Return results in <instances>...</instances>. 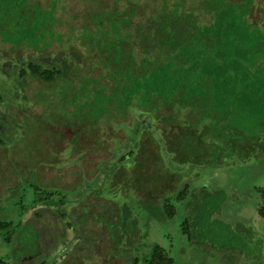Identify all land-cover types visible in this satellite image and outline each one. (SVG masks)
Masks as SVG:
<instances>
[{
	"label": "trees",
	"instance_id": "16d2710c",
	"mask_svg": "<svg viewBox=\"0 0 264 264\" xmlns=\"http://www.w3.org/2000/svg\"><path fill=\"white\" fill-rule=\"evenodd\" d=\"M18 1L0 0L1 41L33 46L54 33L41 32L54 22L43 10L51 21L29 23L15 38H3L12 25L4 16L17 11L32 16L30 10L17 9ZM159 1L128 0L126 11L114 5L109 16L104 14L115 33H107L109 41H97L89 49L99 61L100 77L73 91L80 94L78 102H102L103 114L95 120L89 112L75 115L87 121L84 128L97 127L115 113L122 118L116 129L123 130L125 138L116 140L113 154L95 165L91 179L79 171L66 184L33 181L34 200L21 210L23 217L35 209V219L0 217V242L12 245L24 223L41 220L37 226L46 234L47 225L56 220L73 230L74 238L84 236L82 227L95 229L88 236L106 264H176L165 248L148 242V219L172 221L183 205L181 232L192 241L204 212H218L225 196L221 189L208 193L204 186L198 201L187 180L192 178L183 174L193 169L200 177L264 155V29L250 18L251 0ZM28 69L42 82L62 79L64 87L73 68L44 69L30 63ZM108 77L112 92L101 80L108 84ZM63 87L59 101L74 105ZM128 117L134 121L132 127L126 124ZM171 182L175 184L168 188ZM256 190L257 211L264 218V187ZM211 197H220L213 209L208 204ZM0 264L9 263L0 258Z\"/></svg>",
	"mask_w": 264,
	"mask_h": 264
},
{
	"label": "rangeland",
	"instance_id": "374dc122",
	"mask_svg": "<svg viewBox=\"0 0 264 264\" xmlns=\"http://www.w3.org/2000/svg\"><path fill=\"white\" fill-rule=\"evenodd\" d=\"M144 1L141 0V3ZM150 2L161 3L159 0ZM251 2L253 7L250 18L254 22L259 21V26L264 29V0ZM124 3L127 5L128 0H19V5L15 3L17 9L25 12L30 10L28 13L32 16H22L18 11L10 16H4L12 25H9V30L3 32V38H15L16 32L27 27V24L34 25L45 19L47 22L51 21L50 19L54 22L49 27L42 28L41 32L52 29L54 33L47 34L42 42L36 40L37 43H33V46H29L28 43L12 46L0 40V91L6 96L3 103H7V106L10 104L13 116L18 122H25L26 125V134L22 140H19L23 130L21 126H17L20 130L5 124L0 127V139L6 144V146L0 144L1 218L13 217L14 220L21 218L23 222L33 218L32 211L22 217L19 208L20 205L28 206L34 198V193L26 182V179H29L27 173L29 168V171L33 170L38 180L48 186L54 182L66 184L78 177L76 172H79V168L56 169L52 164L57 165L70 160L71 145L67 143L73 133L69 127L77 128L81 125L79 124L81 121L75 118L76 114L89 112L88 117L91 116L94 120L97 119V114L98 116L103 114L99 112L102 102L98 98L93 105L90 102L88 104L78 102L80 94L73 91L74 89L81 91L80 86L83 87L85 81L99 79L101 73L100 67L98 68L99 61L89 49L97 41H109L107 33L114 35L115 32L109 27L104 14L109 16L114 10V5L126 11L128 7H123ZM43 10L50 13V19L47 13L44 15ZM98 14L101 19L98 18ZM19 21L26 22L17 23ZM28 62L41 64L45 68L64 69L65 66L73 68L68 79L69 84L64 86V94H72L74 104L66 106L68 121L71 124L64 122L67 121L65 120L67 115L65 111L60 113L62 106L57 97L65 81L61 79L50 85L41 84L31 78L20 81L18 78L20 71L14 69L15 65L20 67ZM108 78V84L105 83L106 80H101L106 86L105 90L112 92L114 89L110 84L112 78ZM88 88L92 89L93 86L89 85ZM92 93L93 91L90 94ZM3 111L7 113L6 110ZM133 113L136 114V111ZM9 115L8 120L12 118L11 113ZM118 120L122 121V118L113 113L110 119L107 118L104 123L99 124L95 137L99 136L106 142L100 148L94 140V134L82 135L79 139V145L89 148L88 157L82 160L89 179L92 178L98 161L109 157L110 149L113 147L111 138L124 139L121 131L115 133L117 130L114 124ZM126 122H129V119ZM13 125L16 126L14 120ZM49 138L53 139V147L64 146L61 160L51 149ZM18 140L20 142L17 145ZM12 147L17 148L10 150ZM47 149L48 153L45 154ZM19 154L22 156L24 166L19 160ZM71 162L72 160L69 164ZM109 165V163L106 165L105 170ZM189 171L192 173H184L183 176L192 178L187 180L198 201H202L203 198L199 191L201 187H207L208 193H213L217 189L223 190L224 201L218 212L213 215L204 212L202 220L195 225L193 230L195 237L192 241L181 232L183 213L186 210L184 206L179 207L180 215L168 223L161 225L150 218L147 221L148 242L152 245L156 242L170 249L176 264H264V218L257 211L260 197L256 190L258 187H264V155L252 157L244 163L212 170L200 177L193 169ZM174 184L171 182L168 188ZM219 200L220 197L218 199L211 197L208 200L209 207L216 208ZM82 229L84 236L74 238L73 230L56 220L47 225L46 234L37 223H24L17 242L12 245L0 242V258L9 264H106L105 260L97 257L98 246L94 247V241L88 236L90 230L94 233L96 230L86 226ZM41 234L44 236H40ZM111 253L115 254L113 251ZM91 254V258H88ZM113 255L108 256L112 258ZM121 263L123 264V261ZM113 264L117 262L114 261Z\"/></svg>",
	"mask_w": 264,
	"mask_h": 264
},
{
	"label": "flooded vegetation",
	"instance_id": "af4514ba",
	"mask_svg": "<svg viewBox=\"0 0 264 264\" xmlns=\"http://www.w3.org/2000/svg\"><path fill=\"white\" fill-rule=\"evenodd\" d=\"M30 63H34V62H28V63H23V65L22 66H20V67H17V65H15V68L14 69H16V70H18L19 69V71H20V74H19V80L20 81H24V79L25 80H27L28 78H31V79H36L39 83H41V84H44V85H47V84H52V83H54V82H57L58 80H56V81H54V82H52V83H46V82H42L40 79H38V78H36V77H34L33 75H31L30 74V72H29V69H28V66H29V64ZM34 64H38V63H34ZM38 65H40L42 68H44V69H57L58 67H51V68H45L44 66H42L41 64H38ZM58 69H60V68H58ZM19 80H18V82H19ZM22 81V82H23ZM43 96H45V95H43ZM5 94L3 93V92H1L0 91V127H2V125L3 124H5V125H7V126H9V127H12V128H17V130H20L17 126H21L20 128L21 129H23L22 130V134H21V136L19 135V140H22L23 138H24V134H26V125H25V122L24 123H21V122H18L17 121V119L15 118V116H13V112H12V110H11V106H10V104L7 106V103H3L4 102V99H5ZM52 97V96H51ZM57 97L58 98H61L60 97V95L58 94L57 95ZM54 99V98H53ZM56 100V99H55ZM63 103H60V106H62L61 107V109H60V113L61 112H63V111H65V113H66V115H67V108H66V106L67 105H65V106H63L62 105ZM51 108V107H50ZM54 108V107H53ZM53 108H51V109H53ZM3 110H6V112L7 113H5ZM9 113H11V116H12V118H10L9 120H8V117H10V115H9ZM146 117H147V115H146ZM30 118V117H29ZM69 116L67 115L66 116V118H65V120H67V121H64V122H66V124H68V122L71 124V122L70 121H68L69 119ZM75 118H76V116H75ZM16 122V126L15 125H13V120ZM78 120H80L81 122L79 123V124H81V125H79V127H77V128H74L73 126H70L69 127V129L70 130H72V133H73V136L71 137V138H69V141H68V143H67V145L70 143V147H71V156H70V160H72V162L69 164V161L70 160H67V162H65V161H63L61 164H52L53 165V167L54 168H56V169H61V168H63V169H67V168H69V169H71V167H77V168H80V170L79 171H81V173H83V174H85V168H84V166H83V162H82V160H84L85 158H87L88 157V151H89V148L87 147V146H81V145H79V139H81L82 138V135H86V134H94V140H95V142H96V144L98 145V148H100L102 145H104V139H101V138H99V136H97V137H95V134H96V132L95 131H97V129H98V127H99V124L97 125V127H95V126H93V127H90L89 126V129H86V128H84L85 126H87L88 127V123H87V121H83L82 119H80V118H77ZM128 119H129V122H126V123H129V126L130 127H132L133 125H134V121L131 119V121H130V118L128 117ZM120 120H118V122H119ZM126 121V120H125ZM51 122H53L52 121V119H51ZM117 122V121H116ZM115 122V123H116ZM120 123H121V121H120ZM133 123V124H132ZM100 124H102V123H100ZM69 125V124H68ZM115 125V127H116V124H114ZM25 127V128H24ZM116 129V128H115ZM117 130V129H116ZM119 131H121L122 133H123V135H124V138H125V134H124V132H123V130H117V131H115V133L116 132H119ZM135 132H136V130L135 131H133V132H131L130 133V136L132 137V139L134 138V134H135ZM19 133H20V131H19ZM134 133V134H133ZM77 135V136H76ZM20 137H22V138H20ZM51 138V137H50ZM48 139V140H50V145H51V149L53 150V152H55L54 154L55 155H57V157L58 158H60V156L62 155V148L64 147H53L54 145H53V139ZM101 140V142L102 143H97V141L98 140ZM118 139H120V138H118V137H112L111 138V141L113 142V147H112V149L114 148V146H115V141L116 140H118ZM18 140V142H17V145H18V143L20 142ZM0 144L2 145V146H6V144H5V142H4V144H3V140H1L0 139ZM14 148H17V147H12L10 150H15ZM112 149H110V151L112 150ZM11 153V152H10ZM16 153V152H15ZM48 153V149H47V152H45V154H47ZM111 154H113V152L112 153H110V155ZM38 155V154H37ZM33 156V155H32ZM38 157H41V156H38ZM38 157H36L37 159H38ZM114 159V158H113ZM112 159V160H113ZM19 160L22 162V164H23V166H24V163H23V160H22V156H20V154H19ZM60 160H61V158H60ZM101 161V160H100ZM46 162V161H45ZM99 162V161H98ZM36 165H38V164H35V166ZM97 165V164H96ZM34 166V167H35ZM30 169V168H29ZM29 169H28V171H27V173H28V178L29 179H26V182H27V185H28V187L29 188H31L32 189V191H33V193H34V197H35V191H34V189H33V187H32V182L33 181H37L39 184H43V182H41L40 180H38V178H37V176H36V174H34L33 173V170L32 171H29ZM33 169V168H32ZM32 176H31V175ZM100 179H102V178H100ZM45 185V184H44ZM53 185H58V184H56V182H54V184ZM33 200H34V198H33ZM33 202V201H32ZM31 202V203H32ZM31 203L28 205V206H30L31 205ZM28 206H22V205H20V211L22 212V210H21V207H28ZM181 206H183V205H181ZM38 208L39 207H37L36 208V210H38ZM7 210H8V207H7ZM34 210L35 209H32V210H30V211H32L33 212V214H34ZM179 211V210H178ZM29 212V211H28ZM8 214H9V212H8ZM178 215H180L179 214V212H178ZM33 219H35V218H33ZM29 220V219H28ZM42 221L43 220H41V221H37V223L38 224H42ZM158 222V221H157ZM158 223H160L161 225L162 224H164L165 222H158ZM166 223H168V222H166ZM156 243V242H155ZM157 244H159V243H157ZM160 246H162L161 244H159ZM163 247V246H162ZM164 248V247H163ZM168 252H169V254L172 256V257H174L173 255H172V252L170 251V249H167V248H165ZM175 258V257H174Z\"/></svg>",
	"mask_w": 264,
	"mask_h": 264
}]
</instances>
